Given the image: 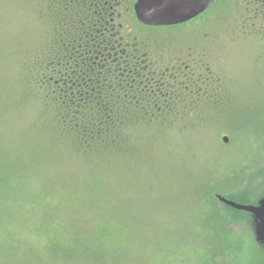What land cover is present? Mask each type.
Returning a JSON list of instances; mask_svg holds the SVG:
<instances>
[{"label": "rangeland", "instance_id": "1", "mask_svg": "<svg viewBox=\"0 0 264 264\" xmlns=\"http://www.w3.org/2000/svg\"><path fill=\"white\" fill-rule=\"evenodd\" d=\"M55 4L0 0V264H264L254 218L216 198L264 199V36L243 28L241 0L167 28L124 2L131 38L195 67L202 91L181 86L168 124L128 121L104 148L76 143L41 100L67 30Z\"/></svg>", "mask_w": 264, "mask_h": 264}, {"label": "trees", "instance_id": "2", "mask_svg": "<svg viewBox=\"0 0 264 264\" xmlns=\"http://www.w3.org/2000/svg\"><path fill=\"white\" fill-rule=\"evenodd\" d=\"M53 1L67 19V30L48 54L39 93L43 102L54 104L76 143L112 147L128 121L168 124L181 86L196 101L191 95L199 94L201 86L195 92L190 84H173L167 78L172 69L161 54L150 57L126 32L120 21L124 0ZM241 9L243 28L264 36V0H241ZM162 77L167 80L156 82ZM241 196L232 200L246 204Z\"/></svg>", "mask_w": 264, "mask_h": 264}, {"label": "water", "instance_id": "3", "mask_svg": "<svg viewBox=\"0 0 264 264\" xmlns=\"http://www.w3.org/2000/svg\"><path fill=\"white\" fill-rule=\"evenodd\" d=\"M214 0H137L134 14L137 21L149 27H170L187 23L212 6ZM226 137L223 142H227ZM223 205L250 213L256 224V241L264 243V199L256 206L241 205L216 196Z\"/></svg>", "mask_w": 264, "mask_h": 264}, {"label": "flooded vegetation", "instance_id": "4", "mask_svg": "<svg viewBox=\"0 0 264 264\" xmlns=\"http://www.w3.org/2000/svg\"><path fill=\"white\" fill-rule=\"evenodd\" d=\"M124 1L127 2V3L129 2V4L132 7L133 13H134V5L137 2V0H124ZM168 67H170V69H172V72L169 74V77H167V78H171L172 79L171 82H174V83L178 82V83H181V84L192 83L194 85L203 83L202 82V77L200 75H198V76L196 75L195 67L193 69L190 65H185L184 63H174V65H171V66H168ZM187 73H188L189 77H186ZM154 74H157V73H154ZM167 78H164V79L167 80ZM164 79H163V77L159 78V79L156 80V82L162 81ZM179 80H181V81H179ZM258 203L253 204V206H256ZM238 204H240V203H238ZM241 205H245V203L241 204ZM246 205H250L249 202ZM240 212H243V211H240ZM243 213L248 218L249 217H251V218L253 217L250 213H247V212H243Z\"/></svg>", "mask_w": 264, "mask_h": 264}]
</instances>
